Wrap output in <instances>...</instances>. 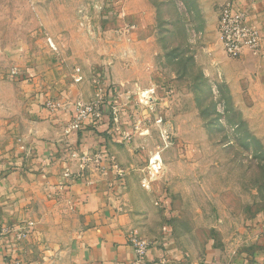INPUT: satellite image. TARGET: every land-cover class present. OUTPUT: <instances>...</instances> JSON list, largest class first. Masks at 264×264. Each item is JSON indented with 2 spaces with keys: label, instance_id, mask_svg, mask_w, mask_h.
I'll use <instances>...</instances> for the list:
<instances>
[{
  "label": "rangeland",
  "instance_id": "1",
  "mask_svg": "<svg viewBox=\"0 0 264 264\" xmlns=\"http://www.w3.org/2000/svg\"><path fill=\"white\" fill-rule=\"evenodd\" d=\"M232 2L0 0L2 76L43 73L54 107L86 110L94 154L114 158L100 166L117 164L151 206L159 238L144 239L167 241L180 264H264V90L235 96L206 73Z\"/></svg>",
  "mask_w": 264,
  "mask_h": 264
},
{
  "label": "crops",
  "instance_id": "2",
  "mask_svg": "<svg viewBox=\"0 0 264 264\" xmlns=\"http://www.w3.org/2000/svg\"><path fill=\"white\" fill-rule=\"evenodd\" d=\"M234 4L264 34V0ZM216 44L204 52L206 73L235 96L264 90V52L230 58L217 32ZM17 76L0 70V264H180L167 241L137 260L133 236L159 238L145 229L151 206L131 198L129 176L117 164L96 163L102 140L81 122L72 128L73 108L49 106L55 100L47 98L45 74Z\"/></svg>",
  "mask_w": 264,
  "mask_h": 264
},
{
  "label": "built area",
  "instance_id": "3",
  "mask_svg": "<svg viewBox=\"0 0 264 264\" xmlns=\"http://www.w3.org/2000/svg\"><path fill=\"white\" fill-rule=\"evenodd\" d=\"M217 38L223 52L230 58H238L245 51H248L253 55H261L264 52V34H262L259 29L249 21L248 15L244 10L235 7L234 2L227 4L220 13L217 25ZM51 107H54V104ZM86 114V110L79 109L77 119L73 122L72 128H77L80 125V122L82 123L86 118ZM96 116L98 117L99 113H96ZM154 156L149 162L153 173H150L149 178H145L141 182V186L145 189L150 187L152 177L156 174L160 163V157L158 156L154 158ZM105 159L113 162L114 158L111 155H96V163H98V165H100V162ZM112 165L117 167L116 164ZM154 166L157 168L155 169ZM100 167L104 169V166ZM23 236V233L19 235V237ZM131 241L137 260H141L150 247L149 242L135 236ZM11 264L22 263L19 260H15Z\"/></svg>",
  "mask_w": 264,
  "mask_h": 264
},
{
  "label": "bare ground",
  "instance_id": "4",
  "mask_svg": "<svg viewBox=\"0 0 264 264\" xmlns=\"http://www.w3.org/2000/svg\"><path fill=\"white\" fill-rule=\"evenodd\" d=\"M148 92H143V94L145 95V94H147ZM156 158V157H155ZM154 168L156 169L157 167L156 166H154Z\"/></svg>",
  "mask_w": 264,
  "mask_h": 264
},
{
  "label": "trees",
  "instance_id": "5",
  "mask_svg": "<svg viewBox=\"0 0 264 264\" xmlns=\"http://www.w3.org/2000/svg\"><path fill=\"white\" fill-rule=\"evenodd\" d=\"M17 77H19V76H17Z\"/></svg>",
  "mask_w": 264,
  "mask_h": 264
}]
</instances>
